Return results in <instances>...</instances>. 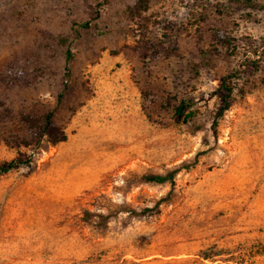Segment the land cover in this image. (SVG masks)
Wrapping results in <instances>:
<instances>
[{
  "label": "rangeland",
  "instance_id": "obj_1",
  "mask_svg": "<svg viewBox=\"0 0 264 264\" xmlns=\"http://www.w3.org/2000/svg\"><path fill=\"white\" fill-rule=\"evenodd\" d=\"M49 109L66 139L17 145ZM24 157L0 264H264V0H0V161Z\"/></svg>",
  "mask_w": 264,
  "mask_h": 264
},
{
  "label": "trees",
  "instance_id": "obj_2",
  "mask_svg": "<svg viewBox=\"0 0 264 264\" xmlns=\"http://www.w3.org/2000/svg\"><path fill=\"white\" fill-rule=\"evenodd\" d=\"M148 1L149 0H136V5L140 11H144L148 8ZM87 24V23H86ZM69 50L66 51V58L68 59ZM68 70V68H66ZM234 77V74H226L220 77L219 85L222 89L220 99L221 105L218 108L216 119L213 122V128L216 125L217 118H219L222 113L228 109L230 106V98L232 94V86L231 78ZM190 103L185 100H179L177 104L174 105V113L181 121H187L190 117L193 116V111L190 110ZM54 116V109H49L45 112H42L38 116H32L28 114H22L20 117V122L23 124L24 128L27 130L29 138H22L18 142L17 145L22 144L24 146L32 145L36 147L42 138H46V140L52 144H55L60 141H64L66 139V134L64 130L56 125L53 121ZM30 162L29 157L24 158H11L8 160L0 161V175L11 170L19 167L22 164H28ZM178 168L172 169L167 171L164 174L158 173H150L141 176V179L145 182H155V183H163L169 182L173 184L174 176L177 173ZM165 198H161L160 200H165ZM160 201L155 203L157 206ZM154 206V207H155ZM88 213V212H87ZM102 220H105L108 215L100 214Z\"/></svg>",
  "mask_w": 264,
  "mask_h": 264
}]
</instances>
